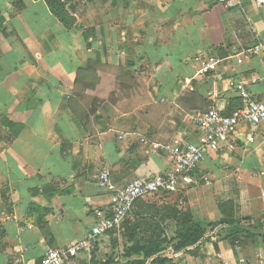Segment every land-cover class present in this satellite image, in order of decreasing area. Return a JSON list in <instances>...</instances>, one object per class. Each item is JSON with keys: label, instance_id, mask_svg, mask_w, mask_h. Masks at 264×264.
Returning <instances> with one entry per match:
<instances>
[{"label": "crops", "instance_id": "1", "mask_svg": "<svg viewBox=\"0 0 264 264\" xmlns=\"http://www.w3.org/2000/svg\"><path fill=\"white\" fill-rule=\"evenodd\" d=\"M63 1L69 28L44 0H0V264H39L47 248L82 239L109 213L110 192L97 184L103 168L117 187L167 170L169 155L141 136L196 141L193 112H231L238 82L264 99V6L253 0L233 8L217 0ZM201 59L217 60L216 69L200 72ZM88 61L96 85L83 90L75 78ZM120 89L127 103L115 98ZM199 175L208 183L167 194L210 236L163 264H264V125L239 124L205 154ZM164 225L161 238L170 239L175 222ZM111 237L98 238L95 260H106ZM90 252L65 264H83Z\"/></svg>", "mask_w": 264, "mask_h": 264}, {"label": "built area", "instance_id": "2", "mask_svg": "<svg viewBox=\"0 0 264 264\" xmlns=\"http://www.w3.org/2000/svg\"><path fill=\"white\" fill-rule=\"evenodd\" d=\"M253 1L258 6H264V0ZM217 2L226 8L239 5V0H217ZM259 51L261 46L257 45L250 50V53L257 54ZM199 63L200 72L215 70L217 60L201 59ZM235 88L241 104L231 114L224 115L216 108L193 112L196 141L155 142L148 140L145 136L140 137L142 143H147L152 149L169 155L171 165L167 170L154 175L137 176L125 185L117 187L111 181L109 169L103 168L97 176V184L110 192L109 213L96 219L85 236L77 242L63 247L47 248L39 264H65L78 253L91 251L101 235L121 227L138 199L157 192L174 193L183 188L199 185L201 182L208 183L207 176L199 175V168L205 154L217 150L219 142L228 138L241 123L264 125V99L254 97L240 82L235 84ZM216 264L252 263L247 258L240 257L236 261L221 260Z\"/></svg>", "mask_w": 264, "mask_h": 264}, {"label": "trees", "instance_id": "3", "mask_svg": "<svg viewBox=\"0 0 264 264\" xmlns=\"http://www.w3.org/2000/svg\"><path fill=\"white\" fill-rule=\"evenodd\" d=\"M50 10V12L65 26L71 27L74 23V17L69 14L66 9L65 2L63 0H44ZM86 37V32H84ZM95 63L88 61L85 68H78L75 83L80 85L81 89L91 90L96 85V79L93 77L96 74ZM122 77L128 75L127 71L120 73ZM236 106L231 112L224 114L229 115L235 109L240 106ZM75 120H80V115L73 113ZM228 203V202H226ZM133 205L138 206L137 221L132 223L131 230L136 231L142 222L151 224L153 229L157 228L160 222H164L166 219H172L175 222L174 235L168 239L166 237L161 238L159 234L156 238L151 237L147 240L134 239L132 246H130L127 254L134 255L140 254V257L126 260L124 264H163L169 259L171 253H192L201 243H203L210 236V232H207L198 222H196L189 210H180L176 207L163 206L162 209L155 206V204L147 203L143 198L138 199ZM133 207V206H132ZM222 208V207H221ZM132 209V208H131ZM131 211V210H130ZM154 216L158 217L155 220ZM124 223V221H123ZM122 223V224H123ZM240 229V228H239ZM113 230L108 231L112 233ZM107 232V233H108ZM138 233V232H137ZM135 237V235H134ZM171 245V250L166 249L164 244ZM97 249V244L90 252V257L87 262L83 264H109L113 260L108 259L105 261H97L94 259V253ZM116 264H120L116 262Z\"/></svg>", "mask_w": 264, "mask_h": 264}, {"label": "rangeland", "instance_id": "4", "mask_svg": "<svg viewBox=\"0 0 264 264\" xmlns=\"http://www.w3.org/2000/svg\"><path fill=\"white\" fill-rule=\"evenodd\" d=\"M108 71V70H107ZM110 72V71H108ZM129 91L126 89H120L118 92V96H111L119 99L126 100L124 101L127 103V99L129 97ZM147 202L155 204V206L162 209L163 206H174L173 203V197L167 193H155L148 196H145V199ZM155 220H157L158 217L154 216ZM137 221V217L134 216V212L132 210V213H129L128 216H126L124 223L121 225L119 229H115L112 231V234L114 235V238L111 237V240L108 242L107 249L102 250L103 257L108 260H114L117 259V262L120 264H124L126 260L133 259L140 257V254H134V255H128L127 252L133 244L134 239H140L147 240L151 237L156 238L157 235L163 236L165 234V230L168 229L169 225H164V222L156 223L158 224L157 228L153 229V226L147 222H142V224L139 225V227L136 229V231H132L131 224ZM131 225V226H130ZM138 232V233H137ZM118 236H117V235ZM135 235V237H134Z\"/></svg>", "mask_w": 264, "mask_h": 264}]
</instances>
